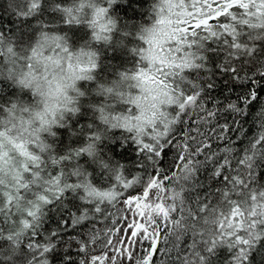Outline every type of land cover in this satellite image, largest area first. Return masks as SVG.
<instances>
[{
  "label": "snow or ice",
  "instance_id": "obj_1",
  "mask_svg": "<svg viewBox=\"0 0 264 264\" xmlns=\"http://www.w3.org/2000/svg\"><path fill=\"white\" fill-rule=\"evenodd\" d=\"M117 2L106 0L107 7H101L97 0H78L75 8L62 9L65 25L86 23L91 29V41L75 51L73 62L66 35H51L56 43L47 57L42 56L40 41L32 47L26 39L25 24L41 11L42 0H14L10 8L20 20V35L13 41L0 29V41L15 42L20 51L31 50L26 65L30 71L20 83L31 87L32 79L38 78L32 71L33 58L44 61L45 78L49 64L60 67L66 59L67 87L93 81L99 54L92 42L112 40L118 21L108 8ZM138 2L127 0L130 8ZM50 27L41 22L45 41ZM124 29L122 39L132 45L131 68L120 73V79L130 81L128 88L136 93L119 90L117 83L102 88L130 108L127 115H110L101 108L100 119L112 129L124 130L135 143L136 174L125 176L120 165L109 167L102 162L116 185L104 190L95 187L82 169L74 167L69 172L70 162L77 157L96 156L100 133L90 136L85 147L63 156L49 151L44 159L28 148L35 143L39 153H45L34 133H29L30 141L20 139L19 132L9 137L12 153L0 141V173L9 171L10 165L14 171L12 184L0 179V264H123V260L155 264L154 253L161 257L159 264H170L166 258L173 253L171 264H253L256 255L264 256V0H153L150 19ZM210 55H223L216 69L222 79L214 72L201 76L210 71ZM190 72L196 73L195 80L187 75ZM221 88L234 93V98L214 96ZM77 94L84 95L79 90ZM67 99L71 104V98ZM254 104H261L253 117L258 119V130L249 136L245 123ZM40 118L42 124L48 123L43 115ZM192 120L197 136L186 133L178 143V131L190 127ZM61 121L58 127L66 119L61 116ZM200 125L211 127L201 132ZM4 135L0 131V137ZM173 145L179 149L176 159L181 163L175 165L179 173L174 170L161 176L158 165ZM16 154L24 157L19 167L12 163ZM52 166H57L58 174L48 171ZM206 167L210 171L202 180L198 173ZM72 176L78 179L69 182ZM166 181L172 183L166 186ZM128 189L133 191L125 194ZM69 194L82 203L69 201ZM120 202L124 206L120 216L110 219L115 216L111 208ZM50 212L61 214L57 227L43 229ZM105 220L113 227L98 229L96 224ZM119 220L126 221L122 227L128 231H121ZM114 234H118L115 241ZM143 241H148L147 249L137 257L132 248ZM73 249L79 258L73 257Z\"/></svg>",
  "mask_w": 264,
  "mask_h": 264
},
{
  "label": "trees",
  "instance_id": "obj_2",
  "mask_svg": "<svg viewBox=\"0 0 264 264\" xmlns=\"http://www.w3.org/2000/svg\"><path fill=\"white\" fill-rule=\"evenodd\" d=\"M97 2L100 6L103 5V7H107L106 0H97ZM13 3L14 0H0V29L5 30L8 35L12 37L13 41H15V37L20 35L18 28L20 20L17 19L15 13L11 11L10 5ZM152 4L153 0H139L138 3H134L130 8L127 4V0H118L116 4L108 9V13L118 21L117 31L113 34L112 40L109 44L92 42V47L99 54V67L94 74V80L80 84V89L84 95L79 100V112L76 115H69L66 118L64 126L57 127L55 129V137L49 140V143L52 145L50 151L57 156H63L77 148L85 147L89 142L90 136L100 133L101 139L96 144V156L89 157L87 154H84L81 157H77L74 161H71L68 168L69 172H71L74 167L82 169L87 175L88 180L98 189L107 190L108 187L116 186L114 178L111 176L108 169L103 167L102 162L106 163L109 167L120 165L121 171L125 176H127L129 172L136 174L134 169L135 160L137 159L135 143L129 138V135L124 130L112 129L105 125L100 119V109L104 108L110 115L120 113L121 104L118 99L119 97L115 94H105L102 91V88L117 83L120 80V73L131 68L129 48L132 45H130L126 39H122L121 32L125 30V25H127L128 30H131L132 28L139 27L148 21L151 16ZM76 6H78V0H42L41 11L36 16L30 18L25 24L24 32L27 34L26 39L33 42L40 33L41 22H43L45 25H51L47 30L52 34L66 35L69 38V45L71 48L76 50L87 44L91 41V29L87 27L86 23L71 26L64 24L65 17L62 9L65 7L75 8ZM133 10H135V16ZM222 60L223 55H210V71L207 73H201V76H210L214 72L218 79H222L220 73L216 70L217 65ZM187 75L190 79H196V73L194 72H190ZM122 91L130 92V89L127 88ZM235 91L238 92L239 89L237 88ZM19 95L20 93L16 88L12 87L6 81L0 80V105L8 104ZM213 95L218 96L221 100H223L225 96H233L234 98V93H229L223 88L217 89L213 92ZM261 97H264V90L261 91ZM23 98L31 100V97L27 92L23 93ZM261 103H264V99L261 100ZM207 106L211 107L212 105L209 103ZM260 110L261 104H254L248 113L245 128L247 130L246 134L249 136L254 135L258 130L256 127L258 119L254 120L253 117ZM189 123L191 125L190 127L186 125L183 132L178 131V143L183 142L186 133H190L192 136H197L196 122L192 120L189 121ZM210 127L211 125L199 126L201 132H207ZM197 138L199 139V137ZM232 139L235 140L236 137L233 136ZM189 143L193 144V146L195 144L194 141H189ZM239 143H243V141ZM239 143L236 147L239 146ZM117 144L120 146L117 147ZM113 148H115V152H113ZM213 148H217V144H213ZM178 152L179 149L175 147V145L165 151L158 165L161 170V176L171 175L174 170L179 173V170L175 168V165L181 163L176 159ZM48 153L49 151L43 154L38 152V154L41 155V159H44ZM19 166L20 165H16V167ZM48 171L52 174H58L57 166L50 167ZM149 171L151 172L152 170L150 169ZM209 171L210 169L207 167L201 170V172L198 173L200 179L203 180ZM77 179V177L72 176L69 182H75ZM171 183V181L165 182L166 186ZM135 190L139 191V187L137 186ZM131 191H133V189L125 190V194ZM68 200L72 203H82L78 197L75 200H72L71 194H69ZM213 203H215V200H213ZM21 205V211H23V201L21 202ZM123 207L122 202H120L117 203L114 208H111V211L115 216L110 219L119 217L121 214L120 209ZM60 215V213L56 212L48 213L44 220L43 229L57 227V220L60 219ZM63 215L67 216V213L64 212ZM124 215L129 216L130 213L125 212ZM125 224L126 221L124 220L118 221V225L121 226V231L125 230V228L122 227ZM96 227L98 229H105L106 227L111 228L113 225L105 220L103 222H98ZM69 231L71 232V230ZM116 235L117 234L113 235L114 239H116ZM101 239H103V236ZM161 246L162 245H158V247ZM171 246V243L167 245V247ZM181 246L183 247V245ZM143 253L144 249L142 247L133 251V254L137 257H142L145 254ZM72 255L74 258H79L76 257L75 249L72 250ZM224 256L225 253L222 252L221 261H223ZM153 258L155 264H159L161 257L154 253ZM166 259H170L171 264V260L175 259V253L172 254L171 258ZM123 264H134V260H123ZM253 264H264V256L256 255Z\"/></svg>",
  "mask_w": 264,
  "mask_h": 264
},
{
  "label": "clouds",
  "instance_id": "obj_3",
  "mask_svg": "<svg viewBox=\"0 0 264 264\" xmlns=\"http://www.w3.org/2000/svg\"><path fill=\"white\" fill-rule=\"evenodd\" d=\"M52 33L49 34L48 40H43L39 33L36 39L32 42V47H35L37 41H40L43 48V57L51 55L52 48L55 47V41L51 39ZM11 49V51H9ZM39 52V49H37ZM73 51V62L75 61V49ZM67 54H64L66 57ZM31 56L30 48L26 51H20L15 42H10L5 39L0 41V80L6 81L12 87L16 88L20 95L14 98L8 104L3 105V109L0 110V131H3L5 135L0 137V141L4 143L6 149L12 153V149L9 143V137L15 138L17 133H21L20 139L30 141L32 137L29 133H34L39 137V141L45 146V153L52 149V145L49 140L56 135L55 129L59 126L61 116L66 119L69 115H76L78 112L70 113L65 108L78 107L79 100L82 96H78L77 90L82 92L80 84L83 81H77L74 88L67 87L69 83L64 80L63 77L67 76L66 59L61 61L60 67H54L49 64L48 76H44V61L38 62L36 58L32 59V71L37 79H32L31 87H25L20 83L21 79L25 78V74L30 70L26 67L28 63V57ZM56 59V57H53ZM64 69V71H61ZM130 81L117 82L119 90H126ZM60 88H57V85ZM114 87L106 86V88ZM116 89H114L115 91ZM27 92L31 100L23 98V93ZM71 98L72 103H68V99ZM12 104L16 107L12 108ZM53 112L55 113V121L53 122ZM48 123L42 124L41 116ZM26 130V131H22ZM31 143H29L30 145ZM12 173L6 171L0 173V179L5 182L11 180Z\"/></svg>",
  "mask_w": 264,
  "mask_h": 264
},
{
  "label": "rangeland",
  "instance_id": "obj_4",
  "mask_svg": "<svg viewBox=\"0 0 264 264\" xmlns=\"http://www.w3.org/2000/svg\"><path fill=\"white\" fill-rule=\"evenodd\" d=\"M103 7V5L101 6ZM109 9V8H108ZM87 11V10H86ZM83 15V14H81ZM210 23H212V21H210ZM73 49V48H72ZM76 50H79V49H76ZM83 83V82H82ZM85 83V82H84ZM132 90V94H135L136 93V90L135 89H130V92ZM120 100V104H121V108H120V113H116L115 115H127L128 114V110L130 108V105L125 103V100L121 99L120 97L118 98ZM28 148L29 150L31 151L32 149H36V153L38 154L39 152V146L35 143H31L30 145H28ZM24 157L23 156H20L19 154H16V156L13 158V165H19V161L20 160H23ZM10 172L12 173V176H11V180L8 181V182H5V183H8V184H12L14 182V171L12 170V166L10 165ZM12 181V182H11ZM125 216H128V215H125ZM124 231H128L127 229H125ZM118 235V234H117ZM114 239V238H113ZM115 241V239L113 240ZM147 245H148V241H143L137 245H135L133 248H132V252L135 251L136 249H138L139 247H142L144 249V253L147 249ZM143 253V254H144ZM122 259V258H121Z\"/></svg>",
  "mask_w": 264,
  "mask_h": 264
}]
</instances>
